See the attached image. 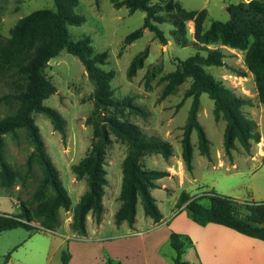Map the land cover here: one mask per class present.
I'll use <instances>...</instances> for the list:
<instances>
[{"label": "rangeland", "instance_id": "obj_1", "mask_svg": "<svg viewBox=\"0 0 264 264\" xmlns=\"http://www.w3.org/2000/svg\"><path fill=\"white\" fill-rule=\"evenodd\" d=\"M176 1L187 10H207L208 17L204 29L209 30L214 22L227 23L231 20V5L241 2L249 3L252 0ZM1 6L0 32L6 38L11 36L12 29L22 18L41 9H56L55 0H1ZM76 13L83 16L85 22L78 27H69L72 38L78 40L84 36H90L95 51L108 54L107 64L103 65L102 69L116 72L112 82L115 98L120 100L132 98L133 103L145 111V115H142L124 108L113 109L110 113L123 122L139 126L148 138L156 137L171 144L173 155L168 161L159 154H146L141 163L148 170L164 171L167 166L171 167L170 172L173 178L166 181V191L162 189L154 191L153 196L157 198L160 211L166 218L165 226L187 232L186 235L172 232L179 234L182 242L185 243V253L181 261L205 264L201 245L192 243L202 237L204 226L195 223L187 210L178 208L181 194L186 192L193 197L197 196L201 198V203L205 206H209L210 202L204 198V194L212 190L220 195L240 200L241 203L254 202L253 200L257 203L264 202V105L259 100L255 77L246 66V52L221 44L212 45L210 49H219L225 54L224 65L209 67L208 71L238 96L250 100L251 104L244 107V113L256 123V131L261 135V140L259 143L252 142L250 152L237 142V148L232 151V157L227 156L224 149L226 122L223 117L219 119L216 117L214 102L207 94H203L198 119L211 142V160L200 154L198 136L194 132L192 135L194 169L188 172L182 158V140L183 128L187 123L193 101L192 98L184 99L192 79H188L181 85L175 94L164 100L160 98L166 85V82L161 79L177 69V60H186L197 53L207 55L205 48L196 43L195 24L187 23L189 42L185 47L173 34L175 29L170 24L161 26L168 40L167 45L161 44L149 30L144 32L141 39L127 45L126 37L142 27L144 12L137 11L131 14L126 7L117 10L113 0H79ZM252 26L250 23L245 28L250 30L254 28ZM250 39L251 43L256 40L255 36ZM147 49L149 56L144 68L138 71L133 79H128L127 71L130 63L138 53ZM155 69H160V72L151 82V89H147L145 75L148 70L155 71ZM45 75L56 87V91L48 96L44 106L55 109L59 113L64 121V134L55 129L45 114L34 113L32 118L41 131L46 154L58 170L61 182L71 197L72 208L70 211L60 210L59 226L53 231H47L39 223H34L37 230L33 232L22 228L1 232L0 264H63V252L69 251L66 243L68 241L63 235L74 232L71 229L73 208L79 203L83 192L87 191L86 181L77 179L73 167L89 154L94 142V128L89 122L90 116L96 109L94 85L82 62L66 50L48 63ZM182 101L184 104L179 107ZM9 113L7 107H0V117ZM111 139L106 159L107 217L110 216V210L120 201L123 162L129 150L125 142L115 136ZM33 151L34 146L25 132H20L17 138L11 135L5 138L6 162L23 175L27 174V161ZM42 179V167L38 161H35L33 171L25 183L18 180L11 190L0 187V214L20 215L21 203L34 202L32 198ZM34 205L36 206L37 203L35 202ZM241 211L244 212V209L241 208ZM137 214L141 230H146L153 225L150 218H146L144 214L141 200L137 205ZM89 219L92 220L93 217L90 216ZM108 220L114 219L109 217ZM114 233L120 236L123 231L114 230ZM117 252L124 254V258L128 257L124 259L126 264L144 263L145 249L144 247L142 249V243L129 242V239L123 238L109 245V251L107 249L101 251L98 245L89 244L85 257L80 255L78 258H83L85 264L86 262L102 264L99 262V257L104 255L108 264V259L111 258L110 253L117 254ZM9 254L11 258L6 262ZM161 256L164 263L175 264L177 252L170 244H166ZM75 264H79V261Z\"/></svg>", "mask_w": 264, "mask_h": 264}, {"label": "trees", "instance_id": "obj_2", "mask_svg": "<svg viewBox=\"0 0 264 264\" xmlns=\"http://www.w3.org/2000/svg\"><path fill=\"white\" fill-rule=\"evenodd\" d=\"M78 4L79 0H55V10L41 9L22 18L12 29L10 37L6 38L0 32V107L5 106L10 111L0 117V187L11 190L18 180L25 183L33 171L35 161L40 163L43 171V179L32 198L34 202H22V213L18 216L0 214V233L19 228L33 232L37 230L34 223H39L47 231H53L59 226L60 210L70 211L72 208L71 197L61 182L58 170L46 154L41 131L32 118L34 113L45 114L55 129L64 134V121L59 113L44 106V101L56 91V87L45 75L47 64L64 50L84 65L94 85L96 106L89 118L94 128L91 151L73 167L77 179L86 181L87 191L73 210L71 229L79 236H87V218L90 214L96 224L103 221L105 188L108 185L106 159L112 136L125 142L129 149L123 162L122 204L115 215L116 225L126 222L130 228L134 227L139 200L146 217L156 224L163 220L152 191L160 188L158 181L169 177L170 173L145 169L141 160L146 154H159L168 161L173 155L172 146L156 137L148 138L139 126L123 122L110 113L113 109L126 108L145 115V111L136 106L132 98H115L112 82L116 72L102 69L107 64L108 54L96 52L90 36L78 40L72 38L69 27H78L85 22L84 17L76 13ZM113 4L117 10L126 7L131 14L137 11L145 13L142 27L126 37L127 45L141 39L146 30L154 33L161 44L167 45L168 40L161 26L170 24L175 29L173 34L185 47L189 42L187 23L195 24L196 43L205 48L207 55L197 53L186 60H177V69L161 79L166 85L160 100L175 94L181 85L192 79L184 99H193L183 128L182 158L186 170L192 172L194 169V132L198 136L200 154L211 160V142L198 119L203 94H207L214 102L216 117H223L226 122L224 149L227 156L232 157L237 142L250 152L252 142L259 143L261 140V135L256 131V123L244 113V107L251 102L238 96L208 71L209 67L223 66L225 58L221 50L209 47L221 44L246 52V66L255 77L259 100L264 105V0L231 5V20L227 23L214 22L209 30L204 29L207 10H187L176 0H113ZM1 21L0 0V24ZM250 23L254 28L246 30V25ZM252 36L256 39L253 43L250 42ZM148 56L147 49L134 57L127 71L128 79H133L144 68ZM159 72L160 69L147 71V89H151V82ZM183 104L184 101L179 107ZM20 132H25L34 146L27 161L26 175L9 165L5 157V138L9 135L17 138ZM204 198L209 200V206L203 205L201 198L183 192L178 208L184 207L191 219L201 226L217 224L264 242V202L241 203L240 200L220 195L214 190L205 193ZM170 245L177 252L175 264H190L181 261L185 243L179 234H171ZM10 258L9 254L6 262ZM70 260L71 254L68 250L64 251L63 264H69ZM108 264L121 263L109 259Z\"/></svg>", "mask_w": 264, "mask_h": 264}, {"label": "crops", "instance_id": "obj_3", "mask_svg": "<svg viewBox=\"0 0 264 264\" xmlns=\"http://www.w3.org/2000/svg\"><path fill=\"white\" fill-rule=\"evenodd\" d=\"M170 168V166H167V168L164 170L169 172L170 176L159 180L158 185L160 188L153 190L152 194L154 191L160 189L166 191V181L173 178ZM105 190L107 189L105 188ZM83 195L84 194H82L81 197ZM253 201L256 202L255 200ZM121 204L122 203L120 200L117 205L112 210H110L111 212L109 217L113 218L114 220H108V206L106 205L105 195V214L101 224L98 225L93 219H89L90 216H92V214H90L87 218V236H79L77 233L73 232V234L69 233L68 231L67 235H63L66 236L68 241L66 243L69 247V253L71 254V260L69 264H75L78 261L79 264H85L84 259H79L78 257L80 255L81 257H85L89 244L98 245L101 251L104 249L109 251V245L111 246L121 238L124 240L129 239V242L132 241L133 243H137L138 241L139 244L142 243V249L143 247L145 249V258L143 264H166L163 261L161 252L166 244H170V236L172 232L175 231L185 235L187 232H182L183 230H175L172 226H165V216H163L162 222L158 224L154 223L152 219H149L151 222H153L151 223L153 225H151L149 228H146V230L140 229L138 218H136V223L133 228H130L126 222L122 223L120 226H117L115 223V215L121 207ZM182 209H184V207ZM173 223H175V221H173ZM120 229L123 231L120 236L118 233H114V230L119 231ZM202 232V237L198 240H195V242L192 241V243L201 245L203 251L202 254L205 257V264H264L263 241L242 235L232 229L217 224H208L207 226H204ZM75 243H77V247L75 246ZM110 255L111 258L109 259L113 260L114 263L119 262L121 264H126L124 259H127L128 257L124 258V254L121 255L117 252V254L110 253ZM99 262L106 264V258L104 255H100ZM86 264L89 263L86 262Z\"/></svg>", "mask_w": 264, "mask_h": 264}, {"label": "water", "instance_id": "obj_4", "mask_svg": "<svg viewBox=\"0 0 264 264\" xmlns=\"http://www.w3.org/2000/svg\"><path fill=\"white\" fill-rule=\"evenodd\" d=\"M168 49H169V51H170V55H171V57H172L171 47L169 46ZM47 66H48V64H47Z\"/></svg>", "mask_w": 264, "mask_h": 264}]
</instances>
